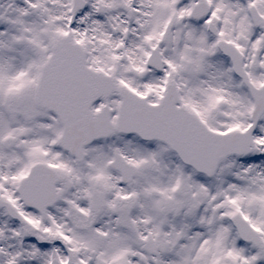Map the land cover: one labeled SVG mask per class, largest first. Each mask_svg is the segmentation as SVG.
Masks as SVG:
<instances>
[{"label": "snow or ice", "instance_id": "1", "mask_svg": "<svg viewBox=\"0 0 264 264\" xmlns=\"http://www.w3.org/2000/svg\"><path fill=\"white\" fill-rule=\"evenodd\" d=\"M0 264H264V0H0Z\"/></svg>", "mask_w": 264, "mask_h": 264}]
</instances>
